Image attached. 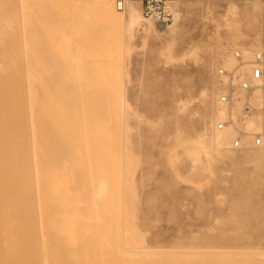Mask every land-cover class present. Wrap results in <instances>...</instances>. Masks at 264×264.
<instances>
[{
	"label": "rangeland",
	"instance_id": "rangeland-1",
	"mask_svg": "<svg viewBox=\"0 0 264 264\" xmlns=\"http://www.w3.org/2000/svg\"><path fill=\"white\" fill-rule=\"evenodd\" d=\"M109 1L115 9L116 0ZM18 2L13 28L19 40L12 27L4 29L0 9V64L8 71L0 74V264L53 257L60 264H264V152L216 149L205 140L206 150L197 139L203 115L215 128L209 119L216 98L231 83L217 69L236 68L233 51L264 45V0H169L174 16L166 26L142 17L133 28L104 22L95 3L81 2L64 53L60 1L27 0L21 10ZM129 5L143 15L141 0H125ZM17 48L24 116L20 72L8 62ZM24 49L34 72H46L37 74L41 79L25 70ZM73 54L83 59L66 61ZM227 54L234 58L230 68L221 62ZM49 75L60 78L54 143L42 111L53 85ZM5 143L14 147L15 153L6 148L19 167L10 165ZM59 164L60 186L51 187L46 173L58 174ZM34 236L37 251L31 250Z\"/></svg>",
	"mask_w": 264,
	"mask_h": 264
},
{
	"label": "bare ground",
	"instance_id": "bare-ground-1",
	"mask_svg": "<svg viewBox=\"0 0 264 264\" xmlns=\"http://www.w3.org/2000/svg\"><path fill=\"white\" fill-rule=\"evenodd\" d=\"M15 1L16 0H1V5H0V9H1V13H2V15L4 16V19H3V23H4V29L8 32V28H10V27H12L13 28V26L15 27V24H14V22H13V18H14V16H15V18H16V12H15ZM17 1H19L18 2V8H20V10L22 9V8H25L26 6H27V0H17ZM60 1V37H62V41L63 42H61V45H59L60 47H61V50H63L62 51V53H64V49H66V48H68V46L70 45V43L69 42H67V41H65L64 40V38L66 37V36H68L69 34H71V32H72V29H70L71 28V24L74 22V14H73V11H74V8L75 7H77V6H79V4L81 3V2H83V3H86L87 1L89 2V3H91V4H96L97 6H98V8H99V11H100V14H101V16H102V19H103V21L104 22H110V23H116V24H123V23H127V25H128V28H133L134 26H136L140 21H141V19H142V17H143V19H146L145 18V16H143V15H140L139 13H138V11H137V9L135 8V7H133V6H131V5H129V6H125V0H121V2H123V4H122V7L121 6H119V2H120V0H116L115 1V9H114V5L112 4V2H110L109 0H59ZM54 3V2H53ZM167 3H169V0H166V4ZM169 8H170V10H171V12H172V15L174 16V11H173V9L170 7V5H167ZM257 9H258V7L257 6H255V7H252V9H250L251 10V15L253 16V20L255 21L256 20V15H257ZM119 11V13L120 14H116L115 13V11ZM20 12V11H19ZM57 12H59V11H57ZM0 13V14H1ZM250 13V12H249ZM21 14H23V12L21 11ZM86 14V13H85ZM23 16V15H22ZM22 16H20V17H22ZM20 17H19V20H20ZM22 21V20H21ZM21 21H19V22H21ZM95 21H97V20H95ZM12 23H13V25H12ZM22 23H23V21H22ZM22 23L20 24V26L22 25ZM88 23V22H87ZM17 24V23H16ZM17 26V25H16ZM158 26H160V27H164V26H166V25H163V24H159ZM157 26V27H158ZM150 27V26H149ZM19 28V27H18ZM21 28V27H20ZM22 28H23V26H22ZM34 28V27H33ZM128 28H127V30H128ZM28 28H26L25 29V27H24V30L26 31ZM149 29V28H148ZM13 30H15L14 31V33H12V34H15V36L18 38V34H17V32H16V30L17 29H15V28H13ZM12 30V31H13ZM20 30H22V29H20ZM2 31H3V34H5L4 33V30L2 29ZM25 31H23L22 30V33L24 34V32ZM2 33V32H1ZM9 33H11V32H9ZM17 34V35H16ZM23 34H21V37H22V35ZM1 35V34H0ZM32 35H33V33H32ZM26 36V35H25ZM25 36L23 35V37H24V39H25ZM11 37H13V36H11ZM5 38V37H4ZM3 38V39H4ZM15 38V37H14ZM14 38H12V39H14ZM17 38H15L16 39V41H15V39L13 40V42L12 43H16V47H18L17 45H19V42L17 43V41L19 40V38H18V40H17ZM23 38H21V40H24ZM4 41H5V39H4ZM11 41V40H10ZM26 40H24V42H25ZM21 42H23V41H21ZM23 42V43H24ZM3 43V42H2ZM22 43V44H23ZM0 44H1V42H0ZM4 44V43H3ZM5 44H6V42H5ZM8 44V43H7ZM26 44V43H25ZM25 44H23V47L25 46ZM15 45V44H14ZM0 47H2V46H0ZM15 47V48H16ZM27 47V46H26ZM25 47V48H26ZM60 47L59 48H56V49H60ZM262 47H264V45L263 46H260V47H257V48H254V49H252V50H250L249 51V48H246V49H243V51H241V50H239L242 54H241V56H242V59H243V61H246V62H248V61H250L251 59H252V55H253V52L254 51H256V50H258V49H260V48H262ZM14 47H12V49H13ZM18 50L16 51V49L15 50H13V52L15 53V55H14V58L16 57V55L18 56V54H20L19 53V48H17ZM23 49V48H22ZM27 49H28V47H27ZM23 50L24 52L22 53V54H25L24 56L22 55V60L23 61H25V62H27L25 65H26V67L28 66V68H26V67H24L25 68V70L26 69H28L31 73H32V71H33V73L32 74H34L35 75V73H36V75L33 77V79L35 78V79H38V78H40V77H42L46 72H43L42 71V73H43V75H42V73H40V72H38L37 73V71H35L34 72V69H33V67H32V65L30 66L29 65V62L27 61V60H25L24 59V57L26 56L27 57V55H28V53H26V51H28V50ZM53 51H54V48H53ZM236 51H238V50H236ZM236 51H233V55H234V53L236 52ZM238 51V52H239ZM18 52V53H17ZM243 53H245V55H243ZM27 54V55H26ZM65 55V54H64ZM247 55V56H246ZM20 56V55H19ZM28 57H29V55H28ZM14 58H12V60L11 61H8V62H10V63H12V61L15 63V67H16V69L18 70V72H20V73H16L18 76L21 74V70H19L20 68H21V63H19L20 61V57H16L15 59ZM18 59V60H17ZM65 59H68V60H66V61H69V60H73V62H77L79 59H83L82 58V55H80V54H73V55H70V56H68L67 58H65ZM17 60V61H16ZM19 61V62H18ZM30 61V60H29ZM65 60H63V62H64ZM25 62H23V63H25ZM221 62H222V66L223 67H225V68H230V67H232L233 66V63H234V58H233V56H231V55H229V54H227V56H224V58H223V60H221ZM69 63V62H68ZM7 64H9V63H7ZM6 64V65H7ZM20 66V68H19V66ZM64 64V63H63ZM67 64V63H66ZM73 64V63H72ZM77 64V63H76ZM24 65V64H23ZM10 66H12V65H10ZM18 66V67H17ZM14 67V68H15ZM29 67H30V69H29ZM34 68H35V66H34ZM44 70V69H43ZM226 70V69H225ZM219 71V69H217V72ZM228 71H231V70H228ZM7 73L8 71H6V68H4L3 66L1 67V64H0V74H3V73ZM11 72H12V70H11ZM25 72V71H24ZM52 72V71H51ZM50 72V73H51ZM15 73V72H14ZM49 73V74H50ZM13 74V73H12ZM40 76H38V75ZM47 74H48V72H47ZM16 75V76H17ZM50 75H52V73L50 74ZM50 75L49 76H47V78H49L50 77ZM1 76V75H0ZM3 76V75H2ZM8 76V75H7ZM12 76H14V75H12ZM18 76L16 77V79L18 78ZM46 76V75H45ZM20 78V79H19ZM19 78H18V80H17V83H16V85L17 86H19L17 89H19V90H17V92H18V94H20L19 96H20V99H18V102H19V100H20V102H22L23 101V94H22V80H21V76H19ZM24 78H26V77H24ZM46 78V79H47ZM240 78H243V79H245V80H248V81H250V75H249V66H247V65H245V66H243L241 69H240ZM0 79H1V77H0ZM34 79V80H35ZM41 79V78H40ZM50 79H51V77H50ZM9 80V79H8ZM25 80V79H24ZM33 80V83L35 82ZM39 80V79H38ZM4 81V80H3ZM14 81V83H13V87H14V84H15V80H12V82ZM26 81V80H25ZM2 81H0V84H2L1 83ZM11 82V83H12ZM47 82H49V84H53V85H50V86H48V88H47V94H46V101H45V105H44V107H43V109H42V111H43V115H44V118H45V124H46V127H48V129H49V132H48V137H49V139H50V141L52 142V143H54L55 141H52V139H54V137H56V140L59 138V135L55 132V130L54 129H58V130H60V78H58V79H51V80H47ZM214 82V81H213ZM9 83V82H8ZM20 83V84H19ZM35 84V83H34ZM33 84V87H32V85H31V91L33 92V94H31L32 95V98H33V100H31L32 101V103L33 104H31V105H35L34 103L36 102V98H37V95H36V91L38 90V87H37V90H35L36 88H34V86H36V85H34ZM44 85H45V81H44V83H43ZM27 85V84H26ZM44 85H42L43 87H44ZM3 86V85H2ZM1 86V89L3 88ZM41 86V87H42ZM40 87V88H41ZM213 87H214V85H213ZM25 88H26V86H25ZM4 89V88H3ZM13 90L15 89V88H12ZM33 90H35V91H33ZM41 90V89H40ZM39 90V91H40ZM3 92V91H2ZM14 92V91H13ZM42 92V91H41ZM222 92H224V91H222ZM35 93V94H34ZM37 93H39L38 91H37ZM236 93V92H235ZM14 94V98H15V93H13ZM33 95H34V97L36 96V98H34L33 97ZM206 95V93H205V91L204 90H202L201 91V95L200 96H205ZM1 98H2V101L4 102L5 101V99H4V93H1ZM18 96V97H19ZM26 96H27V93H26ZM236 98H238V97H240L241 99H243V94L240 92V91H238L237 90V95L235 96ZM28 98V97H27ZM31 98V99H32ZM27 100V99H26ZM35 100V101H34ZM16 102V101H15ZM18 103L19 105H20V107H21V116H24L23 114H24V110H22L24 107H22L23 106V102H22V104L21 103ZM214 102V101H213ZM238 102V103H237ZM250 102L252 103V104H254V105H256L257 104V102H258V97L256 96V97H254L253 99H251L250 100ZM26 103H27V101H26ZM236 103H237V106H236ZM239 103H241V101L240 100H234V102H233V104L232 105H227V104H223V103H220L219 101H218V96H217V98H216V101H215V107H213V108H215L214 109V113H213V115L210 117V121H211V124L213 123V120H216V123H215V128L214 129H209L208 127H207V124H206V121H207V118L208 117H206V116H202L201 117V119H202V128H201V130H200V132H199V134L197 135V139H198V142L201 144V145H203L204 146V149H206L207 150V148H208V146L205 144V140H207V142L209 143V145H211L213 148H216V149H220V148H233L232 146H231V143H232V140H233V138L237 135V133H239L240 131L239 130H237L236 131V134H235V130L236 129H240V130H242L241 132L245 135L243 138H242V145L239 147V148H233V149H240V150H245V149H247V150H261L262 152H264V137H263V145L261 146V147H256V146H254L252 143H251V138H250V134L251 133H253V132H255L256 130L258 131V130H260V129H264V124H263V122H262V119H261V117H259V116H252V117H250V118H247V119H244V120H242L241 118H240V109H241V104H240V107H238L239 106ZM28 104V103H27ZM3 105L4 106H6V101L3 103ZM15 106H16V103H15ZM9 107V106H8ZM33 107V106H32ZM16 108V107H15ZM19 108V107H18ZM34 108V107H33ZM4 109H6V113L5 114H7V108H4ZM28 109V108H27ZM32 109V108H31ZM1 111V110H0ZM17 112V111H16ZM33 112H34V110H33ZM2 114V113H1ZM1 114H0V116H1ZM29 114V113H28ZM10 117V115L8 114V118ZM227 118H230L231 119V123L230 124H228V125H226L224 128H218V122L219 121H222V120H224V119H227ZM1 119H2V117H1ZM6 119H7V116H6ZM20 119V118H19ZM24 117H21V121H22V123H24ZM29 119V118H28ZM31 119H32V117H31ZM8 120V119H7ZM18 120V119H17ZM260 121H261V123H260ZM29 122V121H28ZM10 123V122H9ZM31 123V122H30ZM29 123V124H30ZM4 124V123H3ZM2 124V125H3ZM8 124V123H7ZM17 124H19V123H17ZM33 124V123H32ZM20 125V124H19ZM24 125H25V123H24ZM24 125L22 124V126L24 127ZM31 125V124H30ZM33 128H34V124H33V126H32ZM5 128V127H4ZM8 128H10V127H8ZM11 129V128H10ZM4 130V129H3ZM3 130H2V132H3ZM34 131H33V137H36V131H35V129H33ZM30 131V130H29ZM1 132V133H2ZM4 132H6V130L4 131ZM11 133V131L9 132V134ZM24 133V132H23ZM8 134V132L6 133V135ZM31 134V133H30ZM9 136H11V134L9 135ZM21 136V135H20ZM19 136V137H20ZM29 136H31V135H29ZM19 137H17V139H19V140H22L21 138H19ZM32 137V138H33ZM31 138V137H30ZM11 138L9 137V140H10ZM34 140L36 139V138H33ZM12 140H10V142H11ZM4 142V141H3ZM5 142H8V139L5 141ZM21 142V141H20ZM35 142V141H34ZM10 143H5V149L7 150L6 152H7V156H8V158H9V156H10V154H8L9 152H12L11 151V149L14 151V147H12L11 145H9ZM35 144H36V142H35ZM8 146H11L10 148V151H9V149H7L8 148ZM58 146H60V144H58ZM7 147V148H6ZM16 149H17V147H16ZM18 150V149H17ZM9 151V152H8ZM25 151L27 152V149L25 148ZM22 152H23V150H22ZM31 152H32V148H31ZM13 153H15V151L13 152ZM242 153H245V152H242ZM12 154V153H11ZM26 154L27 153H25V155L23 154L22 156H26ZM33 154V153H32ZM32 154H31V156H32ZM13 155V154H12ZM11 155V156H12ZM35 155V154H34ZM56 155L58 156V158H60V147L56 150ZM11 156H10V159H9V161L12 159L11 158ZM14 156H15V154H14ZM27 158H28V154H27ZM35 158H36V156H35ZM34 158V159H35ZM2 159V158H1ZM14 159H16L15 157H14ZM24 159H26V157L24 158L23 157V160ZM31 159H33V158H31ZM261 160H262V158H260ZM16 160H18V159H16ZM13 161L14 162V164L17 166V167H19L18 165H19V163L17 162V161ZM24 161H26V160H24ZM33 161V160H32ZM65 161V160H64ZM67 161V160H66ZM12 162V160L10 161V165L12 164L13 165V162ZM15 162H17V163H15ZM22 162V161H21ZM2 163V162H1ZM24 164H26V165H29L28 164V162H24ZM65 164V163H64ZM63 164V165H64ZM4 165H5V163H4ZM4 165H2V166H4ZM32 165H33V163H32ZM9 167V166H8ZM14 167V166H13ZM20 167H23L22 165L20 166ZM28 168H29V166H27ZM15 168V167H14ZM57 168H58V174H53L52 172H50V171H47V173H46V177H47V179H46V181L48 182V184H49V186H51V187H58V186H60V164L57 166ZM5 169H6V167H5ZM23 169H25L26 170V168H24L23 167ZM17 170L19 171V174H20V170H21V168H20V170L17 168ZM3 171H4V169H3ZM6 171V170H5ZM14 171L16 172V174L18 173L16 170H14L13 169V174H14V179H15V173H14ZM22 171H24V170H22ZM27 171V170H26ZM33 171H34V169H33ZM25 172V171H24ZM29 172H30V170H29ZM23 173V172H22ZM8 174V173H7ZM26 174H30V173H26ZM25 173H23V175H26ZM11 175H12V173H11ZM28 175H26V176H28ZM33 175H34V173H33ZM26 176H25V180H26ZM30 176V175H29ZM28 176V181H30V177ZM13 177V176H12ZM12 177H11V179H12ZM17 177H19L20 178V176H18L17 175ZM37 177V176H36ZM24 178V177H23ZM34 178V177H33ZM14 179H12V180H14ZM9 180V179H8ZM21 180V179H20ZM24 180V181H25ZM26 180V181H27ZM35 180V179H34ZM25 181V182H26ZM13 182V181H12ZM21 182V181H20ZM28 184L30 183V182H27ZM36 183V182H35ZM16 183H14L13 182V186L15 185ZM28 184H26V185H28ZM30 185V184H29ZM28 185V186H29ZM35 185V184H34ZM16 186V185H15ZM22 187H24V185H23V182H22V185H21ZM36 186V185H35ZM34 186V187H35ZM68 186V185H67ZM21 187V188H22ZM28 188V187H27ZM26 188V191L28 190ZM17 189V188H16ZM14 190V189H13ZM15 191V190H14ZM36 191V190H35ZM34 191V192H35ZM99 191H100V189H99ZM17 192V191H16ZM23 192V191H22ZM37 192V191H36ZM15 193V192H14ZM24 193V192H23ZM35 195H36V193H35ZM15 197H17V196H15ZM36 197V196H35ZM69 197V196H68ZM67 197V198H68ZM18 198V197H17ZM32 197H31V193L28 195V200H30V203H31V207L33 206L32 205ZM36 199V198H35ZM17 200V199H16ZM40 202V201H39ZM37 203V202H36ZM69 203V202H68ZM15 204H16V202H15ZM24 204V203H23ZM37 205V204H36ZM102 204H100V206H101ZM22 206H24V205H22ZM100 206H99V208H100ZM16 207H17V205H16ZM30 207V208H31ZM39 207V206H38ZM18 209H19V207H17ZM33 208V207H32ZM31 208V212L33 213H31V216H33V219H32V226H35V222H33L34 221V212H33V209ZM37 208V207H36ZM40 209V208H39ZM24 212H26V211H24ZM30 212V211H29ZM16 214H17V210H16ZM30 214V213H29ZM19 218H20V216H19ZM38 218V217H37ZM41 219V218H40ZM27 224H29L28 222H27ZM31 224V223H30ZM34 224V225H33ZM38 224H39V222H38ZM22 226V225H21ZM38 226V229H39V225H37ZM33 228V227H32ZM41 228V227H40ZM34 230H32L33 231V233L35 232L36 233V230H35V228H33ZM41 230V229H40ZM34 233V234H35ZM39 235H40V237H41V235H42V233L41 232H39ZM21 237H23V236H21ZM24 238V237H23ZM21 239L22 240V242H23V240L24 239ZM30 239V238H29ZM43 239V238H42ZM32 240V239H31ZM30 240V241H31ZM34 241H35V236H34V239H33ZM27 241V240H26ZM39 241H40V244H42V246H43V248L45 247V245H43L44 244V240H42V242H41V240L39 239ZM31 243H32V241H31ZM34 243V247L35 248H32V246L33 245H31V250H36L37 251V242L35 241V242H33ZM24 244V243H23ZM120 245V244H119ZM25 246V245H24ZM24 246H23V248H24ZM27 246V245H26ZM120 247V246H119ZM25 249H26V247H25ZM25 249H24V252H25ZM47 249V248H46ZM27 250V249H26ZM35 252V251H34ZM33 253V252H32ZM40 253H42L41 251H40ZM25 255H26V253H25ZM43 255V254H42ZM41 255V256H42ZM38 256V255H37ZM195 257V256H194ZM26 258H27V256H26ZM52 258V257H51ZM1 260H2V258H0ZM25 260V259H24ZM27 260V259H26ZM44 260V262H43V264H60V262H59V260L56 258V257H53L52 259H50V260H48L47 261V259L46 258H44L43 259ZM0 263H2V262H0ZM34 263V262H33Z\"/></svg>",
	"mask_w": 264,
	"mask_h": 264
},
{
	"label": "built area",
	"instance_id": "built-area-1",
	"mask_svg": "<svg viewBox=\"0 0 264 264\" xmlns=\"http://www.w3.org/2000/svg\"><path fill=\"white\" fill-rule=\"evenodd\" d=\"M142 13L145 17L153 19L158 24L166 25L172 18V12L166 4V0H141ZM123 2H119L122 7ZM234 57L237 61L235 69L228 71L219 69L218 74L226 77L231 83L228 84L224 92L218 95V101L223 104L232 105L234 100L241 101L240 118L242 120L252 116H259L264 124V47L253 52L252 59L243 61L241 53L236 51ZM249 66L250 81L240 78V69ZM243 94V99L235 97V91ZM258 97L256 105L250 102L254 97ZM231 123L227 118L218 122V128H224ZM245 135L240 131L233 138L231 146L239 148L242 145V138ZM264 129H260L250 134L251 143L256 147L263 145Z\"/></svg>",
	"mask_w": 264,
	"mask_h": 264
}]
</instances>
